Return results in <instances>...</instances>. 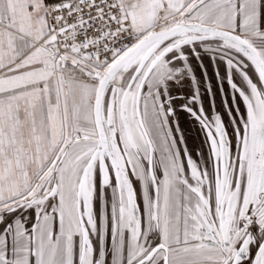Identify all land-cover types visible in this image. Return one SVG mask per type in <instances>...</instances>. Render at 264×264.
Returning a JSON list of instances; mask_svg holds the SVG:
<instances>
[{"label": "snow or ice", "instance_id": "obj_1", "mask_svg": "<svg viewBox=\"0 0 264 264\" xmlns=\"http://www.w3.org/2000/svg\"><path fill=\"white\" fill-rule=\"evenodd\" d=\"M0 264H264V0H0Z\"/></svg>", "mask_w": 264, "mask_h": 264}, {"label": "flooded vegetation", "instance_id": "obj_2", "mask_svg": "<svg viewBox=\"0 0 264 264\" xmlns=\"http://www.w3.org/2000/svg\"><path fill=\"white\" fill-rule=\"evenodd\" d=\"M225 87H227V85H225ZM216 105L218 109L221 108L220 96H217ZM182 127H184L185 129V136L190 150H193L194 153L195 151L200 150L203 137L202 134L198 132V126H193V124L190 121L182 120ZM203 150L206 154L207 147L204 146Z\"/></svg>", "mask_w": 264, "mask_h": 264}]
</instances>
